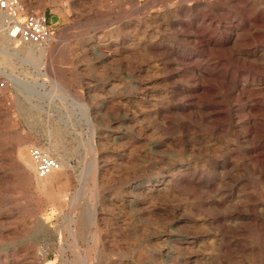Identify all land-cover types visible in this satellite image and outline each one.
Wrapping results in <instances>:
<instances>
[{
  "label": "rangeland",
  "instance_id": "1",
  "mask_svg": "<svg viewBox=\"0 0 264 264\" xmlns=\"http://www.w3.org/2000/svg\"><path fill=\"white\" fill-rule=\"evenodd\" d=\"M20 3L54 34L0 39V264H264V0Z\"/></svg>",
  "mask_w": 264,
  "mask_h": 264
},
{
  "label": "built area",
  "instance_id": "2",
  "mask_svg": "<svg viewBox=\"0 0 264 264\" xmlns=\"http://www.w3.org/2000/svg\"><path fill=\"white\" fill-rule=\"evenodd\" d=\"M0 10L8 18L6 35L21 44L42 45L53 37V29L45 14H24L20 0H0ZM38 177H46L61 168V162L38 147L30 150Z\"/></svg>",
  "mask_w": 264,
  "mask_h": 264
},
{
  "label": "bare ground",
  "instance_id": "3",
  "mask_svg": "<svg viewBox=\"0 0 264 264\" xmlns=\"http://www.w3.org/2000/svg\"><path fill=\"white\" fill-rule=\"evenodd\" d=\"M259 5V4H258ZM5 17H6V20L8 19L7 18V15L5 14V12L4 11H2V10H0V27L2 26L1 25V23L3 22V20L5 19ZM256 17V16H255ZM250 19H251V17H249ZM263 18V17H262ZM256 20V19H255ZM263 20V19H262ZM240 22V21H239ZM4 23V22H3ZM248 21L246 22V25L244 26V28L246 29L247 28V26H249L248 24ZM251 23H253V24H256L257 22H251ZM260 24H261V22H260ZM264 24V23H263ZM257 25V24H256ZM264 26V25H263ZM184 27V26H183ZM236 27V26H235ZM243 27V26H242ZM252 27H253V25H252ZM238 28V27H237ZM264 29V28H263ZM194 30V29H193ZM196 30V29H195ZM198 30V29H197ZM244 30V29H243ZM254 30V29H253ZM250 31V30H249ZM257 31V30H256ZM199 32V31H198ZM241 32H243V31H241ZM236 33V32H235ZM254 33V32H253ZM261 34H262V32H261ZM201 35V34H200ZM243 35V34H242ZM239 36V35H238ZM247 36V35H246ZM245 36V37H246ZM260 36V35H259ZM263 36V35H262ZM241 37V36H240ZM0 39L2 40V41H5V39L7 40V41H13V40H11V39H9L7 36H6V38H5V34L3 33V32H0ZM252 39V38H251ZM230 40V39H229ZM13 42H16V41H13ZM205 42V41H204ZM213 42V41H212ZM24 44V43H23ZM210 44V43H209ZM215 44H216V42H215ZM235 45V44H234ZM248 46V45H247ZM220 47V46H219ZM226 47H227V45H226ZM216 48V47H215ZM221 49V48H220ZM245 49V48H244ZM28 50V49H27ZM236 50V49H235ZM234 51V50H233ZM239 51V50H238ZM241 51V50H240ZM243 51V50H242ZM252 51V50H251ZM27 52V51H26ZM236 52V51H235ZM262 52H264V51H262ZM234 53V52H233ZM239 55V54H238ZM249 55H250V53H249ZM263 56H264V54H263ZM229 73V72H228ZM205 74V73H204ZM213 75V74H212ZM232 75V74H231ZM229 76V75H228ZM224 77V76H223ZM222 77V78H223ZM234 77V76H233ZM230 78H231V76H230ZM259 78V77H258ZM238 79V78H237ZM264 79V78H263ZM226 80V79H225ZM232 80V79H231ZM261 80V79H260ZM222 81V80H221ZM224 81V80H223ZM233 81V80H232ZM235 81V80H234ZM243 81V80H242ZM254 81V80H253ZM224 83V82H223ZM237 84V83H236ZM243 85V84H242ZM263 85V84H262ZM206 88V87H205ZM249 88V87H248ZM256 88H258V87H256ZM262 88V87H261ZM209 89V88H208ZM240 89H241V87H240ZM206 90V89H205ZM250 91H252L251 90V88L249 89ZM258 90V89H257ZM247 91V90H246ZM259 91V90H258ZM257 91V92H258ZM256 92V91H255ZM234 93V92H233ZM247 93V92H246ZM254 93V92H253ZM252 95V94H251ZM246 98V97H245ZM259 98V97H258ZM264 98V97H263ZM252 100V99H251ZM260 100V99H259ZM249 102V101H248ZM251 103V102H250ZM256 103V102H255ZM218 106V105H217ZM250 106V105H249ZM255 106V105H254ZM220 108H222V107H220ZM256 108V107H255ZM254 108V109H255ZM259 109V108H258ZM219 112V111H218ZM261 112V111H260ZM225 113V112H224ZM223 113V114H224ZM251 113V112H250ZM219 114H220V112H219ZM252 114V113H251ZM262 114H263V111H262ZM264 115V114H263ZM260 116V115H259ZM216 117H218V116H216ZM255 117V116H254ZM215 119H217V118H215ZM260 122V121H259ZM256 124V123H255ZM255 148V147H254ZM259 150V149H258ZM45 151V150H44ZM30 152V151H29ZM263 152V151H262ZM253 153V152H252ZM257 153V152H256ZM255 153V154H256ZM264 154V153H263ZM257 156H258V154H257ZM255 157V156H254ZM262 157V156H261ZM263 158V157H262ZM19 159H20V161H21V163L24 165V167L25 166H33V164L35 163V161L33 160V158L31 157V153H30V155H29V153L27 152V150L26 149H24V148H21L20 149V151H19ZM257 160V159H256ZM260 160H263V159H260ZM264 162V161H263ZM261 164H262V161H261ZM61 165H63V164H61ZM263 165V164H262ZM62 167V166H61ZM25 169V168H24ZM27 169V168H26ZM60 169H62V168H60ZM59 169V170H60ZM59 170H57V171H59ZM54 172H56V171H54ZM53 174V172L52 173H50L48 176H46V177H43V178H48L50 175H52ZM53 176V175H52Z\"/></svg>",
  "mask_w": 264,
  "mask_h": 264
}]
</instances>
